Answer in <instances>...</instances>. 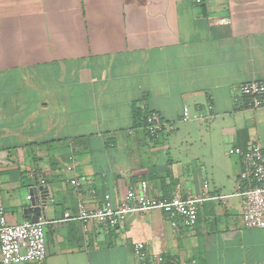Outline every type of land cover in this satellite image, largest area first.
Returning <instances> with one entry per match:
<instances>
[{"label":"crops","instance_id":"crops-1","mask_svg":"<svg viewBox=\"0 0 264 264\" xmlns=\"http://www.w3.org/2000/svg\"><path fill=\"white\" fill-rule=\"evenodd\" d=\"M262 79L264 0H0L6 222L29 220L28 189L45 184L43 264H136V241L177 264H264V228L242 224L240 158L229 154L264 146V108L237 93ZM185 107L203 117L181 129ZM150 111L173 125L157 139L141 124ZM140 180L154 196L222 197L203 201L191 227L159 209L116 227L64 220L79 200L116 204Z\"/></svg>","mask_w":264,"mask_h":264},{"label":"built area","instance_id":"built-area-1","mask_svg":"<svg viewBox=\"0 0 264 264\" xmlns=\"http://www.w3.org/2000/svg\"><path fill=\"white\" fill-rule=\"evenodd\" d=\"M237 93L246 106L264 108V79L240 83ZM191 117L200 119L203 116L201 113L191 114L188 108H183L181 121H187ZM166 127L172 129L173 125H166L155 111L147 113L144 129L149 137L159 138ZM229 154L240 158L238 194L242 197V224L248 228H264V146L259 142H253L245 147H232L229 149ZM66 169L73 171V165H67ZM69 183L76 189L81 188V182L76 176L70 178ZM220 197L222 196L208 197L203 194L169 198L154 196L149 193L147 182L140 180L137 185L128 188L116 204L107 193L102 197L101 206L94 211L87 210L82 200H79L78 215L72 216L66 212L64 220L79 219L84 222V227L91 220L116 227L128 213L159 209L166 214L173 225H176V220L180 219L183 226L191 227L197 220L200 204L207 199ZM45 223L39 219L36 222L24 220L16 224H8L4 211L0 208V264L19 262L43 264L47 255ZM132 252L136 264H177L168 262L162 254L151 253L143 241H136L132 246ZM182 264H196V260L189 259Z\"/></svg>","mask_w":264,"mask_h":264},{"label":"water","instance_id":"water-1","mask_svg":"<svg viewBox=\"0 0 264 264\" xmlns=\"http://www.w3.org/2000/svg\"><path fill=\"white\" fill-rule=\"evenodd\" d=\"M47 186L33 185L28 189V197L25 202L23 213L30 221L36 222L41 217H44V210L47 204Z\"/></svg>","mask_w":264,"mask_h":264},{"label":"rangeland","instance_id":"rangeland-1","mask_svg":"<svg viewBox=\"0 0 264 264\" xmlns=\"http://www.w3.org/2000/svg\"><path fill=\"white\" fill-rule=\"evenodd\" d=\"M198 119H195V118H190L189 120L187 121H179V123L177 124V126L180 124V128L183 129L185 128L186 126L190 125V123H192L193 121L197 124V121ZM176 126V127H177ZM11 264H36L34 262H19V263H11Z\"/></svg>","mask_w":264,"mask_h":264},{"label":"trees","instance_id":"trees-1","mask_svg":"<svg viewBox=\"0 0 264 264\" xmlns=\"http://www.w3.org/2000/svg\"><path fill=\"white\" fill-rule=\"evenodd\" d=\"M146 115H147V113H145L143 115V119H142V123H141L142 125H144V123H145ZM139 117H140V111L137 110V109L133 110V118H134V120H137Z\"/></svg>","mask_w":264,"mask_h":264}]
</instances>
